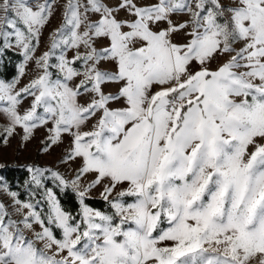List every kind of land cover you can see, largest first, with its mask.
Segmentation results:
<instances>
[{
    "label": "snow or ice",
    "instance_id": "6c2138e0",
    "mask_svg": "<svg viewBox=\"0 0 264 264\" xmlns=\"http://www.w3.org/2000/svg\"><path fill=\"white\" fill-rule=\"evenodd\" d=\"M0 264H264V0H0Z\"/></svg>",
    "mask_w": 264,
    "mask_h": 264
},
{
    "label": "rangeland",
    "instance_id": "374dc122",
    "mask_svg": "<svg viewBox=\"0 0 264 264\" xmlns=\"http://www.w3.org/2000/svg\"><path fill=\"white\" fill-rule=\"evenodd\" d=\"M49 159V161H51V160H53L54 158H48Z\"/></svg>",
    "mask_w": 264,
    "mask_h": 264
}]
</instances>
